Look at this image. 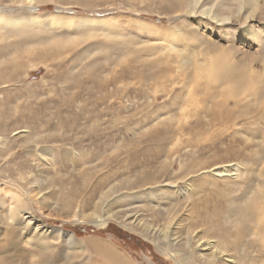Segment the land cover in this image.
<instances>
[{"label":"rangeland","instance_id":"rangeland-1","mask_svg":"<svg viewBox=\"0 0 264 264\" xmlns=\"http://www.w3.org/2000/svg\"><path fill=\"white\" fill-rule=\"evenodd\" d=\"M182 4L0 0V16L14 19L0 20V264H120L109 248L126 264H178L153 242H160L170 212L176 216L169 241L176 245L196 221L190 211L204 216L211 201H233L239 182L252 179L250 194L262 181L255 175L264 159V0ZM224 70L245 77L254 71L260 83L253 90L262 97L245 92L246 103L229 100L237 124L214 131L196 154L177 149L173 170L166 168L164 143L174 141L166 112L174 115L188 101L181 90L204 86ZM189 120L183 128L195 118ZM209 144L219 151L205 152ZM212 153L222 160L219 168L237 164L243 180L197 179L179 207L186 184L175 179L190 159ZM72 213L79 221L68 218ZM99 218L105 228L93 222ZM231 254L249 264L243 252Z\"/></svg>","mask_w":264,"mask_h":264},{"label":"bare ground","instance_id":"bare-ground-1","mask_svg":"<svg viewBox=\"0 0 264 264\" xmlns=\"http://www.w3.org/2000/svg\"><path fill=\"white\" fill-rule=\"evenodd\" d=\"M178 1H180V5L182 3L184 5H186V3H187V0H178ZM1 19H3L5 21V23L14 20V19H8V18H4V17L0 16V20ZM9 25H11V24H9ZM182 63H184L183 57L179 59V63H178L179 65L177 67L178 70H180L183 67ZM261 77H262V74H261ZM209 79H210V82H209ZM210 83L212 85H209ZM259 83H260V79H258L257 74H255L254 71L250 70L249 72H247L246 77H245V76L236 74L234 71L232 73V70H224L221 73L218 72L216 74V76H214L212 78L207 77L204 80V84H203L204 86L194 85L193 87H189L187 89V92L181 90L180 94L185 95L184 99H185V101L186 100H188V101H186L184 103V105H182L180 107L179 111L177 113H175L177 115H175V114L172 115L173 113L166 112L165 115L167 117L164 118L165 120H167L166 122L169 123L170 129L172 131H174V136H172L174 141L171 142L170 140L167 139V141L164 143V145L168 148L167 154L164 153L166 156L165 159H166V161L169 160L168 163L165 161L167 163L165 165V167L170 169V170H173V166L171 163V161L173 159L171 157H173L174 154H177L180 150H188L191 153L193 151H195V154H196L197 150L198 151H200L202 149L204 150V147H206L204 145L206 143L207 144H208V142L212 143V140L210 141V138L212 137V134L214 131L221 128L222 132L225 133V131H227L226 130L227 128H230V127L236 125L237 122H234V120H233L235 118V115H234L233 119H231V115H230L231 112L234 111L235 109H234V107H230V105L228 104L230 102L229 100L240 101V100L248 99L247 95H245L244 93L249 92V94L255 95V92L253 89H255ZM194 87H196V88H194ZM192 88H194V89H192ZM203 93H205L207 95L205 97L206 99H203V97H202ZM196 95H199L200 98L194 97ZM255 96L258 98V99L257 98L256 99L259 100V98L262 97V94L257 93ZM222 99H224L225 101H223ZM247 101H249V100H246L245 103ZM261 102L264 103V101H261ZM238 103H240V102H238ZM236 104H237V102H236ZM257 104H259V103H257ZM243 105H245V104H243ZM256 105H255V108H256ZM257 107H259V106H257ZM246 109H248V108H245V110ZM259 109H262V108L259 107ZM260 111H262V110H260ZM255 113H257V112H255ZM251 114H253V113H251ZM255 115H257V114H255ZM190 117H194L195 120L192 121L189 124V126H186V127L184 126V128H183V121H184V124H186L188 121H190L189 120ZM206 117H208V118H206ZM244 117H245V115H244ZM205 118H206V121H205ZM117 120H119V119L117 118ZM232 120H233V122H232ZM251 123L253 124V122H251ZM223 129H225V130L223 131ZM248 129H250V128L248 127ZM249 134H250V131H249ZM220 136H222V135H220ZM224 136H226V135H224ZM228 136H229V134H228ZM233 136H231V137H233ZM231 137L229 139H231ZM259 137H261V136H259ZM219 139H221V137ZM246 139H248V138H246ZM246 139L243 138L242 141L245 140V142H246ZM220 141H221L220 145H223V143L225 144V142L222 139ZM220 141H218V142H220ZM229 141H228V143H229ZM245 142H243V143H245ZM213 144H215V142H213ZM213 144H211L212 146H210V144H209V146L207 145L208 147L205 149V152H207V153L214 152V150L217 148V146H214ZM263 144L264 143L261 144L262 148H264ZM231 145H232V143H231ZM235 145H236V143H235ZM250 145H251V143H250ZM126 147H128V146H126ZM120 148H122V147H120ZM120 148H118V149H120ZM127 149H129V148H126V150ZM177 149H180V150H177ZM162 150L158 149V151L155 153L159 156L164 155ZM217 150H218V148H217ZM217 153L216 154L212 153V155H211L212 157H210V155H209V157L203 156V158L201 157L202 158L201 160L199 158H197V156L193 157V159H190V163L187 164L184 171L182 173H180V175H179L180 177L178 176L175 179V180H179V179L183 178L184 184H186V186H184V188H183L184 195H182L184 197V200L181 199L180 197L177 200V204H179V207L182 208L183 203H184V207H185V204H186V198L185 197L187 196L186 194L188 193V191L190 189L193 188L191 185L192 182L196 181L197 179H202V178L208 177L210 174L212 176L216 177L217 179H219V178L220 179H226V178L231 179L232 177H235V178L241 177V179H242V175H243L242 172H238L237 174L234 173L235 172L234 170H237V168H238L237 164H234V165L232 164V166H230L229 170H226L225 166H223V165L221 168H219V166L218 167L216 166L217 163H219V165H220V163L222 161L218 156L214 157L215 155H217ZM207 158H210L211 161L208 160ZM226 159H228V158L226 157ZM223 161H225V160L223 159ZM215 162H216V164H215ZM213 164H215V165H213ZM257 170H258V172L255 176H257L258 178H262V181L261 182L257 181L255 188L253 189V191L250 192V194L246 190L249 187V185H251L250 183L252 182V179L248 178V179L242 181L241 183L239 182V185H238V182L235 183V185L242 187L240 190H239V187L235 189L236 195L238 193L237 191H240V193L234 198L233 201L227 203L226 205L222 206V205L218 204V201H211L213 203L212 207L209 208L206 206L205 207L206 215H204V216L200 215L199 217L196 213L193 214V212L190 211V213H192V216H194L196 218V221L194 222L193 225L186 226V233L184 234L183 243H180V241H179L178 243H180V244L177 243L176 245H172V242L169 241V239L174 236V233L171 232L170 227H171V225L175 224V223L173 224V221L175 219L174 217L176 216V212H170L169 218H168L167 222L165 223L164 227L159 228L160 230H158V232H157L158 236H156V237H158L157 240H159L160 242L156 243L155 241H153L156 244V246L158 247V249L163 254L174 258V261L178 264L182 263L181 260L183 261L184 264H242L241 262H238L231 254L232 252H239V251L243 252V256L247 255V260L249 261V264H251V263L254 264L252 262V258L257 262L256 264L264 263V259H263L264 258V159H263L261 168H259ZM163 171L165 172V170H163ZM231 171H233V174H230ZM160 176H162V173L160 174ZM212 180H215V179H212ZM157 183L158 182L156 181V179H154V181L151 183L145 182L141 186H138V189L143 188V187H146V188L151 187L152 185H155ZM172 187H174V186H172ZM163 191H165V190H163ZM204 191H206V189ZM175 193H177V192H175ZM171 194H173V193H170V195ZM196 194H198V193H196ZM15 196L18 197V195H16V193H15ZM207 202H209V201H207ZM24 206H26V203H24ZM17 208L19 209V206H17ZM26 210H29V208H27ZM71 215L72 216L69 215L68 218L72 219L73 221H79L78 220L79 217H77L76 215H73V213ZM15 216H16V214L10 215V219H11V217L15 218ZM84 217H86V216L84 215ZM82 218L83 217H81V219ZM104 219H106V218H104ZM104 219L99 218V220H97V221L94 220L93 222H95L98 226L105 228L107 226V220H104ZM12 221H14V219ZM22 222H26V221L21 219V225H22ZM27 222H29V221H27ZM27 222H26V224H28ZM22 226H25V225H22ZM26 226H28V225H26ZM30 227H32V226H30ZM142 227L145 230H148L149 232L152 231L150 229L151 226H147L145 224H142ZM34 229L36 230V228H34ZM33 233H34V231H33ZM43 233L44 232H42V234ZM191 234H192V236H191ZM37 235H40V233ZM66 236L68 237L70 242L73 241V236L71 234L68 233ZM191 241L194 242V244H192ZM40 242L42 244V245L41 244L40 245H41V248L43 250H47L49 248L48 244L44 240H41ZM185 246L186 247L188 246L186 251L184 250ZM200 246H206V248H202ZM176 250L178 252H175ZM114 251L112 252L109 248L106 252L110 253L111 256H113L112 255V253H113L116 258H120V264H122V263L126 264V262H127L126 259L121 258V256H123L124 254L121 252H118V251H116L117 253H115ZM196 251L199 255V258L203 260L202 262H199V258H198ZM181 253H183V254H181ZM253 253H255V255ZM243 264H246V263H243Z\"/></svg>","mask_w":264,"mask_h":264}]
</instances>
